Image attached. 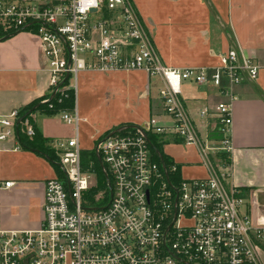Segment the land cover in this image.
<instances>
[{"label":"built area","instance_id":"2783aa9c","mask_svg":"<svg viewBox=\"0 0 264 264\" xmlns=\"http://www.w3.org/2000/svg\"><path fill=\"white\" fill-rule=\"evenodd\" d=\"M21 32L37 41L51 93L67 85L75 94L81 72L142 71L161 83V113L144 129L122 128L96 143L111 190L86 207L93 185L80 167L82 120L75 105L61 112L74 132L56 144L66 186L57 178L44 182L39 229L0 233V264H264V206L230 183L233 88L255 81L259 65L228 50L216 66L167 67L132 0H0V34ZM183 84L209 86L225 99L212 114L216 141L200 136L182 100ZM19 119L18 110L0 117V142L14 138L18 124L28 139L35 136L29 120ZM149 136L194 148L207 176L175 178L177 165L165 168Z\"/></svg>","mask_w":264,"mask_h":264},{"label":"crops","instance_id":"0c3cea01","mask_svg":"<svg viewBox=\"0 0 264 264\" xmlns=\"http://www.w3.org/2000/svg\"><path fill=\"white\" fill-rule=\"evenodd\" d=\"M132 2L167 67L216 66L219 56L228 50L260 66L255 81H245L233 88L230 183L254 193L261 204L264 197V0ZM151 80L142 71L81 72L75 82V110L82 120L77 134L80 151H94L99 140L124 127L144 129L149 118L160 115V101L150 87ZM181 91L200 136L216 141L211 136L214 133L211 132L212 114L216 104L225 99L209 86L183 84ZM49 94V78L36 39L25 32L0 39V117L35 105L29 114L30 122L57 155V142L72 138L74 132L60 120V113L48 115L35 111ZM202 110L208 111L206 118L199 116ZM161 145L163 153L180 170L191 164L194 172L187 179L207 176L205 168L196 165L199 157L194 148L171 139ZM57 176L53 165L39 151L21 148L17 134L0 142V233L39 229L43 220L44 182ZM8 182L12 185L4 188L3 184Z\"/></svg>","mask_w":264,"mask_h":264},{"label":"trees","instance_id":"16d2710c","mask_svg":"<svg viewBox=\"0 0 264 264\" xmlns=\"http://www.w3.org/2000/svg\"><path fill=\"white\" fill-rule=\"evenodd\" d=\"M2 38H5V37L3 36V34H0V39ZM49 105L51 106V109L49 108ZM74 105H75V94L73 90H69L66 92V94L59 96V97H54L53 99L51 98V100L48 101L47 103L39 105L37 108H35L36 109L35 111L39 110L44 114L53 115V114H58L61 112H71V110L74 108ZM32 107L33 105L31 107L22 109L19 112L20 118L25 116L26 113L30 111ZM24 119L29 120V115L26 116ZM20 129H21L20 124H18L17 129H16V134H17L18 142L21 148L39 151L40 154L45 156L50 161L55 171L57 172L58 179L63 182L64 186H66L65 176L61 170V167L59 166V158L54 153V151L50 148V146L47 145V143L43 141L42 137L39 134H37L34 127L33 129L35 131V136L32 139H28L26 136L21 134ZM211 136H214L216 139H218L216 132L212 133ZM149 140H150L153 151L158 154L165 168L169 169L173 165V161L163 153L162 145L159 142L158 138L155 136H149ZM218 159L221 162L226 161V157L223 154L219 155ZM80 167H81L82 172L84 173L87 171V169H89L93 174H95L96 184L94 187H92L88 191L87 195L84 197V205L86 207H91L94 204L93 202L94 197L95 195H97L98 192L102 191L106 193L108 191L107 182L101 172V169H100V166H99V163L97 161L94 151H81L80 152ZM177 169L179 170L178 165H177ZM174 176L175 178H178L179 174L176 173Z\"/></svg>","mask_w":264,"mask_h":264},{"label":"rangeland","instance_id":"374dc122","mask_svg":"<svg viewBox=\"0 0 264 264\" xmlns=\"http://www.w3.org/2000/svg\"><path fill=\"white\" fill-rule=\"evenodd\" d=\"M150 87L152 88V90L154 89L155 90V93L156 95L158 96V89L161 88V83L158 81V79H153L151 80L150 82ZM70 88L67 86V85H60L57 87V89L49 94L48 96H46L42 102V104H45L47 103L48 101L51 100V98L53 99L54 97H59V96H62L64 94H66L67 91H69ZM159 99V98H158ZM35 106H33L31 108L30 111H28L26 114H30L32 112V110L34 109ZM29 120H31V117L29 116ZM190 155L192 157H194V154H191L190 152ZM190 163V162H189ZM199 164V162H196V165ZM183 167V166H182ZM180 170V169H179ZM194 172L192 169H191V164H189V166L185 165V168H181L180 172H179V175L184 178V179H187V175L189 173H192ZM86 175L90 176L91 177V184L93 185V187L95 186L96 184V181H95V174H93L89 169H87V171L85 172ZM58 178V177H57ZM92 188V187H91ZM102 192V191H101ZM101 192H98L97 194L101 193ZM104 193V192H102ZM263 199L261 200L262 202H260V207L262 208L264 206V197H262Z\"/></svg>","mask_w":264,"mask_h":264},{"label":"water","instance_id":"95a60500","mask_svg":"<svg viewBox=\"0 0 264 264\" xmlns=\"http://www.w3.org/2000/svg\"><path fill=\"white\" fill-rule=\"evenodd\" d=\"M29 114H26L25 116H23L22 118H20L19 120H18V123L22 120V119H24L26 116H28ZM124 128H132V127H124ZM134 128V127H133ZM120 130H122V129H119V130H116L115 132H112V134H114V133H117V132H119ZM157 154V153H156ZM158 155V154H157ZM160 158V157H159ZM97 161H98V163H99V166L101 167V168H103L102 167V164H101V161H100V159L97 157ZM106 182H107V185H108V189H109V191L111 190L110 189V184H109V181L106 179Z\"/></svg>","mask_w":264,"mask_h":264}]
</instances>
